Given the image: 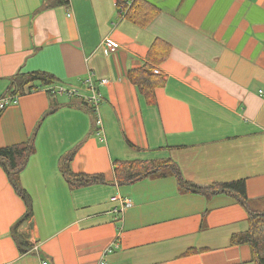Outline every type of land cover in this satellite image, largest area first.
<instances>
[{"label":"crops","instance_id":"1","mask_svg":"<svg viewBox=\"0 0 264 264\" xmlns=\"http://www.w3.org/2000/svg\"><path fill=\"white\" fill-rule=\"evenodd\" d=\"M118 1L0 0V100L20 70L84 95L91 73L102 97L101 134L79 98L43 89L2 111L0 149L28 141L61 107L21 176L34 202L21 229L26 254L11 235L26 206L0 167V264H252L248 245L230 244L248 228L234 198L181 194L172 177L119 187L113 162L170 158L189 182L244 180L248 199L264 197V0H144L159 10L145 29L119 17ZM109 39L118 50L106 54ZM155 40L171 51L149 106L128 73L148 62ZM73 150L72 171L108 185L71 191L59 163ZM113 198L132 205L121 213Z\"/></svg>","mask_w":264,"mask_h":264},{"label":"trees","instance_id":"2","mask_svg":"<svg viewBox=\"0 0 264 264\" xmlns=\"http://www.w3.org/2000/svg\"><path fill=\"white\" fill-rule=\"evenodd\" d=\"M56 5L48 2L44 4L43 8L50 9ZM117 8L120 18L122 17L142 29L147 28L159 15V10L144 0L118 1ZM170 51L169 44L162 40H155L149 49L148 62L143 67L130 70L128 73L130 82L136 86L140 97L149 106L156 105V90L165 85L162 74L156 75L154 70L169 57ZM58 83L59 79L51 73L43 71L25 73L20 70L11 80L9 90L14 95L23 96L43 89L47 91L51 98L55 99L57 95L51 89L55 88ZM78 104L80 105L78 107L86 110L94 117L95 122L97 121L92 105L84 100H79ZM60 108L59 106H52L47 111L28 141L0 149V167L4 169L11 186L26 206V213L11 230V235L22 254L28 253L31 248L27 236L21 232V229L34 215V202L31 195L24 188L21 176L26 170L30 159L36 154V138L42 124ZM1 115L2 112H0V117ZM132 148L140 151L139 148ZM75 153V150L68 152L62 156L59 163L60 171L71 191L86 189L95 185H108L102 174L74 173L71 164ZM113 171L115 182L119 187L135 185L146 180L172 177L176 179L181 194L202 195L208 201L219 195L234 198L238 204L247 210L248 228L243 233L233 235L230 244L232 246L248 245L252 252V264H264V197L257 200L248 199L244 180L210 185L189 182L183 177L178 164L170 158L118 160L113 162ZM206 215L207 212L203 216V222Z\"/></svg>","mask_w":264,"mask_h":264},{"label":"built area","instance_id":"3","mask_svg":"<svg viewBox=\"0 0 264 264\" xmlns=\"http://www.w3.org/2000/svg\"><path fill=\"white\" fill-rule=\"evenodd\" d=\"M105 53H115L118 50L117 44L111 41L110 39L105 42ZM154 73L156 75L161 74L159 69L155 68ZM107 81L102 80L100 82V85H106ZM83 85L85 86L86 90L88 91L89 95H84L79 90L74 88H66L63 86H55V88H52V92L56 93V95L61 96H68V97H76L80 100L87 101L90 105L94 108V115L96 116V122L98 127V132L101 134L102 128V121L100 118V105L102 102V97L100 92L98 91L97 84L94 80L93 74H88V76L83 81ZM47 92V91H46ZM18 95H9L5 96L0 100V111H4L8 106L16 104L18 101ZM120 200L121 207L120 212L123 213L127 208L131 206V202L128 199H121V198H113L112 201ZM108 253H111L112 250H108ZM42 264H49L47 261H44Z\"/></svg>","mask_w":264,"mask_h":264},{"label":"rangeland","instance_id":"4","mask_svg":"<svg viewBox=\"0 0 264 264\" xmlns=\"http://www.w3.org/2000/svg\"><path fill=\"white\" fill-rule=\"evenodd\" d=\"M130 201V200H129ZM131 202V201H130ZM131 205H132V203H131Z\"/></svg>","mask_w":264,"mask_h":264}]
</instances>
